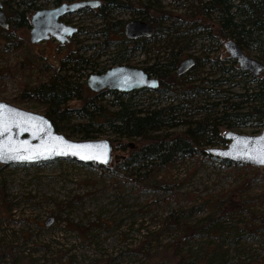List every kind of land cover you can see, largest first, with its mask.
I'll use <instances>...</instances> for the list:
<instances>
[{
	"label": "rangeland",
	"instance_id": "374dc122",
	"mask_svg": "<svg viewBox=\"0 0 264 264\" xmlns=\"http://www.w3.org/2000/svg\"><path fill=\"white\" fill-rule=\"evenodd\" d=\"M18 1L1 0L8 21L11 9L22 8ZM129 1L138 5L147 0ZM148 1L159 11L165 12L166 18L162 21L156 19L158 27L165 29H160V33L155 32L157 37L146 43L149 52L144 54L137 50L118 63L140 66L145 58L148 62L155 55L163 59L168 48L178 51V60L188 55L195 59V65L179 76L180 82L171 86L172 91L161 97L158 105L179 103L182 95L178 87L183 86L186 91L185 104L180 107L181 115L177 117L190 120L204 112H192L197 104L212 107L210 102L215 101L218 104L214 109L220 112L223 101H237L239 97L236 93L255 87L252 75L236 71L239 67L224 51L222 41L238 39L245 54L264 63V23L261 22L264 9L256 11L260 21L258 27H243L251 29L250 35H236L225 30L226 36L219 39L216 33L209 34V24L192 17L198 13L199 3L204 0ZM33 3L38 7L52 4L51 0H33ZM240 5L242 8V3ZM35 9L28 6L25 15L29 17ZM158 10L151 12L156 15ZM93 11L86 8L65 16L68 22L72 21L77 26L76 33L69 37L67 43L51 40L29 43L28 27L8 28L11 30L6 33L7 39L0 41V100L43 113V104L37 99L18 97L21 85L30 87L38 81H46L60 58H66L69 53L78 54L95 63L94 68L103 69L117 62L111 59L114 42L110 41L104 48L100 45L102 21ZM240 15L241 19L248 17L247 13L241 12ZM107 16L126 21L136 18L137 14L123 8L112 10ZM203 18L215 23L217 17L215 13H210ZM196 23L206 27L197 26ZM226 56L231 61L226 60ZM206 57L216 58L214 66L218 60L228 65V72L221 74L219 66H210ZM68 62H65L66 65L73 63ZM78 71L81 73L79 79L84 81L86 74L94 70L84 66ZM72 73L75 75L77 71ZM256 77H264V71H260ZM213 78L218 80L211 85ZM187 85H199L202 89L196 91L192 87L189 90ZM156 95L154 90L142 89L136 91L131 100L137 101L138 106L152 107ZM126 96L124 94L122 98ZM107 99L110 96L105 95L102 101ZM67 104L75 107L79 102L70 99ZM65 119L59 131L73 139L84 138L77 130H70L75 128L73 125L80 118L70 116ZM254 119L252 117L230 127L221 124L217 130L220 134L226 129L255 133L264 126V122L255 125ZM185 126L180 123L168 131H180ZM100 137L109 138L112 145L122 141L127 146L132 145L135 139L118 137L104 125L87 138ZM114 147L112 153H123ZM109 165L100 170L91 163L67 157L0 163V264H158L160 260L163 264L164 259L174 264L177 256L184 255L185 259L190 260L203 254L206 246L210 249L215 247L222 253L223 264H235L238 260L247 264H264V258L261 259L264 257V226L258 225L259 218L264 221V174L251 178L230 197H250L251 202L242 209L230 208L224 214H218V199L227 197L229 189L235 187L242 177L252 175L254 169L261 171L262 167L243 163L224 165L214 156L173 160L169 165H158L152 171L155 178H163L166 182L165 190L161 191L141 185L129 176L130 169L123 170L117 162L110 161ZM48 216L52 219L44 224ZM206 218L214 219L211 221L214 231L192 235L178 243L176 248L168 245L179 233L174 221L199 223ZM216 226L221 229L217 230ZM154 254L159 258L149 259L148 255ZM12 258H15L14 261Z\"/></svg>",
	"mask_w": 264,
	"mask_h": 264
},
{
	"label": "trees",
	"instance_id": "16d2710c",
	"mask_svg": "<svg viewBox=\"0 0 264 264\" xmlns=\"http://www.w3.org/2000/svg\"><path fill=\"white\" fill-rule=\"evenodd\" d=\"M51 2L55 4L59 0H51ZM240 3L243 5L242 8ZM17 4H22V8L11 9L9 11L7 27H0L1 42L7 39L8 35L6 33L11 30L8 28L27 26L28 21L25 12L28 6H32L33 8L38 7V5H34L33 0H19ZM199 4L197 8L198 13L192 15V17L197 18L198 21L200 20L204 24H209L207 26L209 28L208 31H211L209 34L215 35L216 33L219 39L226 36L225 30L232 31L236 35L239 33L250 35L251 29L243 27L245 25L258 27V22L260 21L257 19L259 16L256 14V11L259 8L264 9L263 0H204ZM138 5L129 0H100V4L93 8V13L102 21L100 28L102 40L100 41V45L104 48L110 41L114 42L115 49L112 50L113 55L111 57L112 61H117L114 64H118L119 61L129 57L132 53L131 51H140L141 43L140 41L129 40L132 45L128 44L129 42L123 36V25L125 21L108 18V12L127 8L134 11L137 14V18L143 19L151 24L154 32L160 33V29H165L164 27L159 28L158 22L156 21V19L162 21L166 18L165 12L159 11L148 0L143 3H138ZM83 9L86 8L80 7L76 11L78 13V11H82ZM151 10H158L159 13L155 15ZM241 12L243 14L247 13L248 17L241 19ZM210 13L216 14L217 18L215 23L209 22L207 18H203V16ZM236 18L238 19L236 20ZM261 22L264 23V19ZM204 24L196 23L197 26L206 27ZM234 41L239 45L238 39ZM166 53V56L162 60L154 59L148 68H144L148 74L155 75L159 79V83L155 88L157 95L154 99H156V102L152 107H141L138 106L139 103L137 101L131 100L132 95L142 89H133L125 93L109 89H102L97 92L91 91L85 85L84 81L79 79L81 73H78V70L86 66L99 72L103 70V67L94 68L95 63L81 55H71L70 53L67 54L65 62L69 61L68 63L73 62L74 64H61V67L54 70L53 74L46 81H38L30 87L21 85V92L18 97H33L40 101L43 104V114L49 118L54 129L57 131L64 126L63 121L67 120L65 118L75 116L80 118V120L76 121L74 125L72 124L75 128L70 130H77L81 137H91L93 133L98 131L100 126L104 125L118 137L135 138L130 146H127L122 141H116L112 147L115 146V150L119 152L123 151V153L117 154L113 152L111 161L117 162L123 170L130 169L129 176L141 185L164 191L165 180L159 177L155 178L152 173L158 165L167 166L173 160H182L190 156H193L195 159L203 157L213 158L212 155L205 152V147L203 146H211L225 142V139L217 130L221 124L225 127H230L243 123L252 117H255V125H262L264 122V77L258 78L246 70L245 72L242 68H236V71L248 76L249 74L252 75L251 79L256 82V85L252 88H244L242 92L236 93V96L239 97L237 101H223L220 112L214 109V106L218 103L213 101L210 102L212 104V107L210 106L211 108L206 104H197L193 108V113L204 111L198 118L190 120L179 119L177 115H181L179 112L180 107H183L185 104L184 96L186 91L183 86L178 87V92L182 95L179 103L158 105L157 101H160L161 97L172 91L171 86L180 82L175 78L173 72L178 62V51L168 48ZM206 58L210 66H219V72L221 74L228 72V65H224L218 60L217 65L214 66V60L216 58ZM226 60L231 61L228 56H226ZM68 69L71 71L67 72ZM73 71H77V73L74 75L72 73ZM217 80L216 78L211 79L210 84H216ZM192 87L196 91L202 89L199 85L186 86L189 90ZM124 94L127 96L122 98ZM105 95L110 96V99L102 101ZM70 99L78 100L79 105L75 107L69 106L67 102ZM210 113H218V115H211ZM180 123L186 124L185 128L176 132L168 131L169 128ZM214 158L224 165L237 163L227 159ZM91 164L98 166L100 170L108 167L99 166L94 163ZM149 165L151 166L148 167ZM260 174H264V168L261 171L254 169L252 175L242 177L235 187L229 189V195L227 197L218 199L220 200L218 214L222 215L230 208L242 209L246 204L251 202L250 197L242 198L235 196L233 199L230 197L239 191L251 178ZM251 215L253 216V214ZM212 220L214 219L206 218L199 223H190L182 220L178 222L174 221V225L178 227L179 233L171 242H168V245L176 248L184 239L190 238L192 235L210 233L209 230L211 232L214 231L215 229L213 230L211 227ZM258 225L261 227L264 226L262 218H259ZM216 229L219 230L221 228L216 226ZM209 249L206 246L203 254L190 260L185 259L184 255H179L174 264H223L222 253L215 247ZM148 256L149 259L151 257L153 259L159 258L157 254ZM263 258L261 257V259ZM14 259L12 258L13 261ZM247 263L241 260L235 262V264ZM158 264H162V261L160 260ZM163 264H172V261L164 259Z\"/></svg>",
	"mask_w": 264,
	"mask_h": 264
},
{
	"label": "water",
	"instance_id": "95a60500",
	"mask_svg": "<svg viewBox=\"0 0 264 264\" xmlns=\"http://www.w3.org/2000/svg\"><path fill=\"white\" fill-rule=\"evenodd\" d=\"M99 4L100 0H72L35 9L29 16L28 41L34 43L49 37L59 43L67 41L76 31V26L59 18L74 12L77 8L92 9ZM7 25V17L0 0V27L5 28ZM152 31L153 26L140 18L126 20L123 25L126 37L145 36ZM222 46L239 68L252 75L264 71V63L245 54L232 38L223 40ZM194 62L191 55L180 59L175 67V74L185 73ZM84 83L94 92L109 89L125 93L140 88L153 90L157 86V79L138 66L118 63L99 72H88ZM0 106H3L0 107V163L36 162L67 157L83 163L109 165L113 150L109 138L73 139L55 130L49 118L43 113L3 100H0ZM221 135L226 140L225 144L207 146L206 153L220 159L264 168V163L258 162L264 154V126L255 133H240L226 129ZM51 219L52 217L48 216L43 223L48 224Z\"/></svg>",
	"mask_w": 264,
	"mask_h": 264
},
{
	"label": "flooded vegetation",
	"instance_id": "af4514ba",
	"mask_svg": "<svg viewBox=\"0 0 264 264\" xmlns=\"http://www.w3.org/2000/svg\"><path fill=\"white\" fill-rule=\"evenodd\" d=\"M69 1H72V0H69ZM69 1H61V2H69ZM61 2H58V3H52L51 4V6H54V5H57V4H59V3H61ZM43 7H49V6H43ZM37 8H41V7H37ZM36 8V9H37ZM93 9V8H92ZM3 10V9H2ZM4 12V11H3ZM32 13V12H31ZM74 13H77V11L75 10L74 12H72V13H69V14H65V15H63L62 17H60L59 19L61 20V21H63V22H65V23H70V24H72V25H74L73 24V22L72 21H70V22H68L67 21V19H65V16H68V15H71V14H73L74 15ZM4 14H5V12H4ZM6 15V14H5ZM30 16V15H29ZM6 17H7V15H6ZM137 18V17H136ZM113 20H115V19H113ZM7 21H8V18H7ZM27 21H29V17L27 16ZM28 23V22H27ZM125 23V22H124ZM25 27H28L29 28V23L27 24V26H25ZM3 28V27H2ZM28 30V29H27ZM76 31H77V26H76ZM76 31L74 32V33H76ZM123 36L125 37V39L129 42V40H134V41H140V45H141V52L142 53H147V52H149V46L148 45H146V43L149 41V40H151V39H153V38H155V37H157V34L154 32V30L152 31V33H150V34H148V35H142V36H137V37H133V38H131V37H126L125 35H124V33H123ZM27 37H28V32H27ZM70 37V36H69ZM69 37H68V40H69ZM27 40H28V38H27ZM47 40H51V41H56L55 39H53L52 37H49V38H47V39H45V41H47ZM68 40L67 41H63V42H61L60 44H62V43H67L68 42ZM29 42V41H28ZM56 42H58V41H56ZM30 43V42H29ZM35 43V42H34ZM59 43V42H58ZM128 44H130V45H132L130 42L128 43ZM134 45H135V43H134ZM153 46H151V48H152ZM135 51H137V50H133V51H131L132 53L133 52H135ZM66 58H67V55H66ZM66 58H60L59 59V63H58V65L57 66H55V67H53L54 68V70H56V69H58L59 67H61V64H63V65H66V63H64L65 62V59ZM154 59H156V60H162L161 58H160V56H157V55H155V56H152L151 57V61L150 62H148V60H147V58H145L144 60H143V62H142V65H140V66H138V67H140V68H142L146 73H147V71L144 69V68H148V66L150 65V64H152V61L154 60ZM193 59H194V57H193ZM179 61V60H178ZM194 61H195V59H194ZM114 65V64H113ZM177 65V64H176ZM176 65H175V67H176ZM194 65H195V62H194ZM193 65V66H194ZM111 66V65H110ZM192 66V67H193ZM109 67V66H108ZM175 67H174V69H173V72H174V76H175V78L176 79H178L179 78V76L180 75H176L175 74ZM191 67V68H192ZM107 68V67H106ZM190 68V69H191ZM105 69V68H104ZM103 69V70H104ZM189 69V70H190ZM188 70V71H189ZM102 71V70H101ZM188 71H186V72H188ZM92 72H96V71H92ZM185 72V73H186ZM148 74V73H147ZM184 74V73H183ZM183 74H181V75H183ZM148 75H151V74H148ZM153 76H155V75H153ZM156 77V79H157V85H158V83H159V79H158V77L157 76H155ZM140 89H147V88H140ZM149 90H151V89H149ZM154 91H155V89H153Z\"/></svg>",
	"mask_w": 264,
	"mask_h": 264
},
{
	"label": "snow or ice",
	"instance_id": "6c2138e0",
	"mask_svg": "<svg viewBox=\"0 0 264 264\" xmlns=\"http://www.w3.org/2000/svg\"><path fill=\"white\" fill-rule=\"evenodd\" d=\"M0 107H3V106H0ZM26 158H27V157H26ZM258 162H260V163H264V154L261 155V158L259 159Z\"/></svg>",
	"mask_w": 264,
	"mask_h": 264
}]
</instances>
